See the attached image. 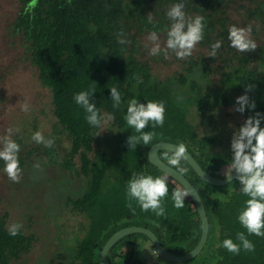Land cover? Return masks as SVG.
I'll use <instances>...</instances> for the list:
<instances>
[{
	"label": "trees",
	"instance_id": "trees-1",
	"mask_svg": "<svg viewBox=\"0 0 264 264\" xmlns=\"http://www.w3.org/2000/svg\"><path fill=\"white\" fill-rule=\"evenodd\" d=\"M177 2L184 3L186 16L204 17V39L199 43L210 51V45L222 40L215 58L208 53L192 54L181 69L165 77L153 73L150 62L139 55L138 38L143 32L166 35L171 24L166 12ZM19 10L12 20L11 32L19 35L38 71L40 83L52 94L53 112L57 125L51 134L63 132L70 146L63 161L51 158L63 167L74 169L82 176V192L68 195L67 204L73 213L82 215V234L69 248L70 264H100L101 249L106 240L118 229L128 225H142L152 229L168 250L182 254L198 243L201 218L194 201L187 196L184 207L176 209L172 191L185 189L180 182L155 166L148 157L150 147L158 141H174L198 158L210 173L224 176L232 157L231 149L221 150L222 138L212 128L214 111L220 106L235 105L236 98L245 94L244 85L254 84L248 96L256 103L254 111L243 113L244 120L258 111L264 113V43L257 44L253 52L239 53L230 47L228 29L233 6L246 9L248 18L264 24V0H255L246 7L245 0H19ZM151 13L152 21L147 16ZM123 29L129 43H118L117 33ZM134 76L142 78L137 83ZM95 82V84H94ZM95 87L93 102L104 117L113 115L115 131L102 140L100 129L92 128L85 120V111L73 96ZM116 87L122 95L119 108L112 107L110 88ZM140 103L164 102L163 127L146 126L144 131L154 132L150 144L130 146V135H139L130 128L124 116L128 101ZM244 122V121H243ZM242 125V124H241ZM264 127V121L261 124ZM15 141L21 146L20 167L31 158L34 149L23 150V139ZM115 143L107 148L105 143ZM100 143L95 148V144ZM54 145L47 148L52 152ZM168 162L174 151L159 150ZM52 156V155H51ZM78 158V161L75 160ZM169 163V162H168ZM4 167L0 161V168ZM179 170L197 187L204 200L210 230L207 243L200 254L187 263L145 260L141 256L143 233L123 237L109 250L112 264H264V237L248 235L238 220L240 211L249 197L239 191V182L233 179L224 185L205 181L182 158ZM167 177L169 193L162 201L165 216L158 217L149 210L144 212L136 201L127 196L128 181L134 174ZM131 203L133 213L128 207ZM197 225L199 227L197 233ZM8 212L0 214V264H11L31 250L35 235L24 228L20 234L8 232ZM244 232L255 246L254 252L234 254L222 246L225 239H236Z\"/></svg>",
	"mask_w": 264,
	"mask_h": 264
},
{
	"label": "rangeland",
	"instance_id": "rangeland-1",
	"mask_svg": "<svg viewBox=\"0 0 264 264\" xmlns=\"http://www.w3.org/2000/svg\"><path fill=\"white\" fill-rule=\"evenodd\" d=\"M254 4L255 0H245L246 7ZM19 7V0H0V136H4L7 129L11 128L13 140L17 137L23 139L25 155L28 149L34 151L22 168L19 183L10 181L3 168H0V214L7 211L8 226L20 223L28 234L36 237L31 250L19 259L12 260L11 264H70L69 248L75 243L76 236L82 234L80 222L86 219L71 211L67 197L81 193L85 181L74 169L51 161V158L59 162L64 160L70 140L63 132H56L51 137L57 125L51 91L40 83L38 71L31 63L21 37L11 32V23ZM245 12V8L239 10L233 6L230 26L250 25L251 39L257 44L264 43V24L259 19L248 18ZM149 33L143 32L139 36L138 50L139 55L150 62L153 73L162 78L181 69L184 60L177 59L172 52L169 53V59L164 58L163 52L157 56L149 55V49L153 46L147 40ZM157 34L158 43L164 48L167 38L162 33ZM200 52L208 53V50L197 44L192 54ZM25 102L29 105L26 112L22 110ZM233 108L234 105L220 106L213 115L212 128L222 138L220 149L223 151L231 149L232 134L244 121V114L233 111ZM106 114L104 112L106 122L102 123V140L115 131L112 120H107ZM36 131L42 132L45 139L54 138L52 152L48 153V147L31 139ZM99 144L96 143L95 148ZM105 144L107 148L115 145L113 142ZM75 160L78 161V158ZM198 230L197 225V233ZM141 241L142 258L148 261L162 260L150 240Z\"/></svg>",
	"mask_w": 264,
	"mask_h": 264
},
{
	"label": "clouds",
	"instance_id": "clouds-1",
	"mask_svg": "<svg viewBox=\"0 0 264 264\" xmlns=\"http://www.w3.org/2000/svg\"><path fill=\"white\" fill-rule=\"evenodd\" d=\"M167 18L171 21L170 26L166 25L167 39L164 48L158 43L159 37L157 32L152 31L148 34L147 40L152 43L149 49V55L157 56L163 52L164 58L169 59V53L175 54L177 59L187 60L191 57L197 44L204 39V17L196 15L195 17L186 16L184 11V3L177 2L172 4L166 12ZM148 22L152 21L151 13L147 16ZM252 28L237 27L232 25L228 29L229 46L234 48L239 53L253 52L257 48L255 40L251 39ZM117 36L118 43L121 45L129 43L124 38L125 33L121 29ZM222 40H217L210 45L208 57L215 58L218 50L222 47ZM147 48L148 45L146 44ZM137 83H142V78L134 76ZM95 84V82H94ZM245 94L236 98L235 107L232 109L235 112L243 114L246 109L254 111L256 103L248 96V92L253 91L254 84L244 85ZM95 87L87 91H80L73 96L77 105L84 109L86 122L96 129H100L95 133V137L103 132L102 123L106 122L105 118L100 115V111L93 102ZM110 96L112 107L119 108L122 103V95L116 87L110 88ZM23 111L29 110V105L25 102L22 105ZM107 120H113L115 117L111 114H106ZM127 125L133 128L139 135H130L127 143L130 146H137L143 143L148 145L152 142L155 135L154 132L144 131L149 122L152 127H163L165 120L164 102L147 101V104L140 103L135 98L128 101L127 112L124 116ZM264 121V113L258 111L254 115L248 116L242 125L234 130L230 142L232 157L230 163L227 164L224 170L225 179L232 181L233 173L235 172V180L239 182V191L249 197L246 200L244 208L238 215L239 223L247 230L248 235L264 237V127L261 126ZM13 129H7L4 136H0V161H3V172L6 173L8 179L14 183H19L22 179V168L20 167L19 152L21 146L12 139ZM31 139L37 144H43L45 147L51 148L54 145V138L45 139L42 132L36 131ZM186 147L183 144L178 145L168 162L172 166H178L180 160L184 158ZM36 167H39L36 165ZM181 172L186 169H181ZM169 189L167 177H153L152 175L134 174L128 181L127 196L129 201H136L141 210L148 212L151 210L158 217L165 216V208L162 201L168 196ZM191 195V192L185 188H177L172 191L171 199L173 207L181 209L184 207L185 198ZM128 207L134 213L131 203ZM23 227L20 223H14L9 226L8 232L11 236L20 234V229ZM236 239L241 242L240 245L233 242L232 239H225L222 246L228 252L239 254L241 245L246 252H254V244L247 239L244 232H238Z\"/></svg>",
	"mask_w": 264,
	"mask_h": 264
},
{
	"label": "water",
	"instance_id": "water-1",
	"mask_svg": "<svg viewBox=\"0 0 264 264\" xmlns=\"http://www.w3.org/2000/svg\"><path fill=\"white\" fill-rule=\"evenodd\" d=\"M178 145H180V143L174 141H165V140L158 141L150 147L148 151V157L149 160L155 166H157L163 172L176 179L178 182L181 183V185L184 188H187L191 192V195L189 196L194 201L201 218V222H200L201 233L198 243L190 251L186 253L178 254L164 247L160 237L152 229L142 225H128L115 231L106 240L100 252V257H99L100 264H112L109 258L110 248L113 245H115L119 240H121L123 237L130 235L132 233L145 234L148 237V240L151 241L157 255L162 259L163 262L182 263L189 261L194 257H196L198 254H200L203 248L205 247L209 237L210 222L202 195L197 189V187L190 181V179L183 172H181L175 166L170 165L159 154V150L161 149H168L175 152V149L178 147ZM184 159H186L190 163V165L196 171V173L200 177H202L205 181L215 185H224L230 183V181L225 179V177H219L207 171L203 167L201 162L198 160V158L194 156L192 152L189 151L187 148L184 154ZM235 175L236 173L234 172L232 180L235 179Z\"/></svg>",
	"mask_w": 264,
	"mask_h": 264
},
{
	"label": "snow or ice",
	"instance_id": "snow-or-ice-1",
	"mask_svg": "<svg viewBox=\"0 0 264 264\" xmlns=\"http://www.w3.org/2000/svg\"><path fill=\"white\" fill-rule=\"evenodd\" d=\"M33 3H35V0H33Z\"/></svg>",
	"mask_w": 264,
	"mask_h": 264
}]
</instances>
